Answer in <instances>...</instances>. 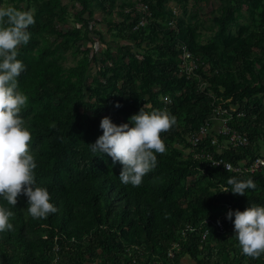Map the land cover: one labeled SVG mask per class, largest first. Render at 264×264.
Listing matches in <instances>:
<instances>
[{"label":"trees","instance_id":"obj_1","mask_svg":"<svg viewBox=\"0 0 264 264\" xmlns=\"http://www.w3.org/2000/svg\"><path fill=\"white\" fill-rule=\"evenodd\" d=\"M34 1L28 0L25 10H30ZM61 1H43L44 14L34 17L35 24L29 28L31 40L20 47L18 56L26 66L18 82L20 91L29 97L21 115L32 133L31 150L38 165L36 183L49 190L58 211L47 219H33L26 210V196L18 197L15 208L0 198V205L15 213L11 220L14 231L0 233V264H94L96 261L183 264L184 257H190L193 264H264V255L252 259L242 253L233 231L234 217L232 221L227 217L222 219V230L216 224L219 216L229 210L244 211L252 204L264 206V175L231 173L211 165L203 157L194 159L192 153L185 156L174 147L176 142H185V138L187 141L202 124L221 116L211 105L213 99L199 89V80H188L169 57H181L182 47L187 46L204 63L217 62L219 72L212 77L215 92L240 104L241 109L232 115L229 125L250 140L248 146L227 149L222 156L237 164L256 155L254 147L259 141L264 142V104L259 97L264 98V66L260 69L253 66L248 59L247 40L235 38L229 28L241 16L242 1L254 7L261 0H226L214 20L216 35L206 45L197 43L192 28L179 26L172 30L169 24L162 25L154 17L164 11L167 0H157L155 6L145 0L152 18L134 30L140 14L132 12L134 22L128 38L138 46L158 36L166 41L158 44V58L150 54L142 61L132 58L114 70L107 83L94 80L99 92L94 91L97 106L105 114L97 118L82 110L91 64L88 53L75 66L64 69L60 65L59 47L52 48L47 40L49 18ZM72 1L81 5L83 14L91 12L95 3L112 6L116 0ZM155 7L158 12L154 13ZM259 17L255 36L264 38V5ZM78 33L74 29L68 37ZM226 55L234 56L235 69H226L227 65L222 63ZM119 82L120 88L112 86ZM155 85L160 88V99L158 92L152 90ZM219 87L223 88L222 92ZM141 88L155 109H166L178 123L162 133L166 152L157 154V167L143 178L139 187H133L120 182L119 162L113 163L107 154L93 152L88 145L103 135L100 128L103 118L109 117L119 126L123 124L121 115H135V105L141 103ZM177 92H181L182 98H174L172 105L165 106L163 96H174ZM117 104L121 107L117 108ZM210 146L206 138L200 147H208L218 158L215 148ZM194 173L201 175V181L189 189L186 182ZM232 177L251 178L257 187L243 196L219 191L218 197L209 192L207 185L215 186V182L220 190L222 186L231 190L227 181ZM228 205L231 207L227 208ZM175 243L179 248H174V257L170 258L168 251Z\"/></svg>","mask_w":264,"mask_h":264},{"label":"rangeland","instance_id":"obj_2","mask_svg":"<svg viewBox=\"0 0 264 264\" xmlns=\"http://www.w3.org/2000/svg\"><path fill=\"white\" fill-rule=\"evenodd\" d=\"M43 1L47 0H35L31 3L30 10L34 12V17L39 18L44 14L42 8ZM139 0H116L111 5H95L92 7L91 12L81 14L82 7L80 4L72 0H62L61 5L56 9L52 16L49 18L47 28V40L49 44L54 47H59L60 65L64 69H68L76 65L77 61L82 58L85 53H88L90 59V67L87 72V84H86V98L85 104L82 110L92 117H103L97 106L96 93L98 94L97 84L95 79H99L100 83H107L108 79L113 76L114 70H119L123 62L128 63L132 58H136L139 61L144 59L147 54L152 55L153 58H158V44H162L166 39L158 36L154 40H147L141 46H138L133 40L128 38V33L132 23L134 22V5ZM145 1V0H142ZM149 3L155 6L157 0H147ZM226 0H167L164 2V11L161 10L159 15H155L158 21L162 25L171 24L172 28L177 27L192 28L194 30L197 43L200 45L209 44L214 36L216 35L217 27L215 25V17L220 14L221 9L225 6ZM28 0H0V6L8 7L12 6L18 10H25L27 8ZM258 3V4H257ZM257 6L252 7L248 2L242 1L240 3V14L238 20L231 24L229 31L235 37H242L248 42V55L255 68L260 69L264 66V38L255 36L259 31V14L262 11L264 0L257 2ZM158 8H154V13L158 12ZM253 11V14L251 12ZM78 29V35L68 37V35ZM173 30V29H172ZM86 35V37H85ZM76 36L81 39H76ZM67 39H70L68 43H65ZM156 49V50H155ZM176 50H178L176 48ZM177 65H179V71L181 68V57L170 55ZM200 57H195L197 59ZM206 61V60H205ZM235 58L232 55H226L222 63L227 65L226 69H235L234 62ZM217 62L208 60L205 62L202 70L195 73L193 78H197L202 81L200 90L205 91L206 95H209L212 101V107L214 111L220 115V118H215L211 121L208 139L217 140L219 146H214L216 152L222 153L229 149L230 134L234 130L229 125L232 115L237 113L241 106L240 104H234L232 99H224L217 96L215 92V85L212 82V77L215 76L219 70L216 65ZM181 72V71H180ZM182 73V72H181ZM121 82L113 87L120 88ZM142 90L140 91L141 103L135 105V114H138L139 110L144 106L145 103H149L155 109V106L150 102V97ZM20 90V89H19ZM153 91L158 92L159 99L160 88L158 85L153 86ZM220 92L223 88L219 87ZM96 91V93H94ZM176 99H181V92L174 94ZM264 104V98L262 95ZM245 101V98L244 100ZM114 116H118L117 112H114ZM132 116V115H131ZM131 116L121 115V119L124 123H129ZM174 147L183 151L185 156H191L195 154L185 142H176ZM213 147V146H210ZM208 149V147H207ZM254 151L257 155L264 156V142L259 141L254 147ZM197 159V158H196ZM201 171L202 168H197ZM201 181V175L194 173L188 177L186 186L194 189V185ZM215 182V186L207 185L209 192L216 193L219 197L220 188ZM230 206H228L229 208ZM226 217V216H225ZM224 219L221 215L219 219ZM217 224V223H216ZM218 226V225H217ZM235 232V230H233ZM204 236L203 239H205ZM173 247L179 248L178 243H175ZM100 261H96L94 264H99ZM183 264H193L190 257H184L182 259ZM93 264V263H91Z\"/></svg>","mask_w":264,"mask_h":264},{"label":"clouds","instance_id":"obj_3","mask_svg":"<svg viewBox=\"0 0 264 264\" xmlns=\"http://www.w3.org/2000/svg\"><path fill=\"white\" fill-rule=\"evenodd\" d=\"M34 24L32 10L0 6V198L15 208L18 197L26 196L27 213L33 219H47L58 209L51 202L49 190L36 183L38 165L31 150L32 133L21 115L29 97L19 90L18 82V77L26 71L25 64L18 59L19 49L30 42L29 28ZM129 121L118 126L109 117L103 118L100 123L103 135L88 146L122 165L119 174L122 184L139 187L143 178L157 167V154L166 152L162 133L169 132L178 121L166 109H154L149 103ZM227 183L231 190L222 186L220 193L231 191L243 196L257 187L251 178L232 177ZM14 217L9 207L0 205V233L14 231L11 222ZM233 217L235 239L242 253L259 259L264 255V206L252 204L244 211L229 210L227 219L232 221Z\"/></svg>","mask_w":264,"mask_h":264},{"label":"built area","instance_id":"obj_4","mask_svg":"<svg viewBox=\"0 0 264 264\" xmlns=\"http://www.w3.org/2000/svg\"><path fill=\"white\" fill-rule=\"evenodd\" d=\"M134 9L137 13L140 14L138 21L133 25V29L137 30L142 26H145L148 21L152 18V12L147 3L142 0H139L135 3ZM171 23L170 25H172ZM204 61L200 58L194 59V55L188 49L187 46L182 47V56H181V68L180 71L186 76L188 80L193 79L195 73H198L200 68L204 66ZM202 81L199 80L198 87L202 85ZM174 96L165 95L163 96V101L165 106L172 105L174 102ZM211 121L206 122L201 125L198 131L190 134L187 138V143L189 144V148L195 152L194 159H199L203 157L210 161L211 165L220 167L228 172L235 173V174H244V173H261L264 175V156L263 155H254L249 156L244 160H240L237 164L227 161L223 156L222 153H217L218 158H215L214 155L207 150V148H202L201 142L207 138L210 130ZM210 140L211 146H219L217 140ZM229 144L227 147L236 148L238 146L246 147L250 144V140L247 136L240 134L238 131H233L229 137ZM216 151V150H215ZM224 165H231L229 169H226ZM231 207V205H228ZM227 206V208H228ZM229 207V208H230ZM227 213L225 212L222 216L225 218L227 217ZM218 227L222 230L224 228V224L222 219H219L217 222ZM206 236V234H204ZM174 248L169 249L168 256L170 258L174 257Z\"/></svg>","mask_w":264,"mask_h":264}]
</instances>
